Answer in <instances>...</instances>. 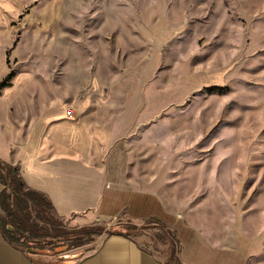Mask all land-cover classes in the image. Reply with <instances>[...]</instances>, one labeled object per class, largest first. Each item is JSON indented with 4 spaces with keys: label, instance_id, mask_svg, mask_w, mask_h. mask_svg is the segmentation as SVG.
Here are the masks:
<instances>
[{
    "label": "rangeland",
    "instance_id": "1",
    "mask_svg": "<svg viewBox=\"0 0 264 264\" xmlns=\"http://www.w3.org/2000/svg\"><path fill=\"white\" fill-rule=\"evenodd\" d=\"M10 71L5 103L48 106L51 96V107L112 133L101 153L132 184L158 181L176 214L213 235L244 233L246 264H264V0H0V76ZM20 216V248L34 244L37 260L88 250L104 228L180 264L161 221Z\"/></svg>",
    "mask_w": 264,
    "mask_h": 264
},
{
    "label": "crops",
    "instance_id": "2",
    "mask_svg": "<svg viewBox=\"0 0 264 264\" xmlns=\"http://www.w3.org/2000/svg\"><path fill=\"white\" fill-rule=\"evenodd\" d=\"M21 96L6 103L0 96V160L16 165L25 186L47 197L57 219L110 226L125 218L137 227L161 221L175 234L180 264L247 263L252 242L244 233L213 235L204 225L187 222L173 211L179 209L176 203L166 204L158 181L136 186L117 169L120 165H112L113 155L101 153V140L107 142L112 133L75 120L73 110L67 117V109L51 107V96L48 106L27 99L15 107L12 99ZM36 256V250L30 256L6 241L0 229V264H162L126 232L97 234L88 250H78L58 263Z\"/></svg>",
    "mask_w": 264,
    "mask_h": 264
},
{
    "label": "trees",
    "instance_id": "3",
    "mask_svg": "<svg viewBox=\"0 0 264 264\" xmlns=\"http://www.w3.org/2000/svg\"><path fill=\"white\" fill-rule=\"evenodd\" d=\"M12 77L13 73L11 71L5 75L0 81V91L4 87L11 86L10 80ZM0 183L3 186L0 190V229L6 241L21 249L19 243L23 242L21 241L23 237L16 229L23 227L21 213L29 208L53 213V207L45 195L25 186L16 165H10L2 160H0ZM57 224L62 226L59 221H57ZM129 227L132 229L138 228L134 225H129ZM95 231L96 234H100L105 229L98 228ZM77 233L78 235L73 243L74 247L81 245V238L86 234V228L78 229ZM34 250H36L34 244L24 249L30 256Z\"/></svg>",
    "mask_w": 264,
    "mask_h": 264
},
{
    "label": "built area",
    "instance_id": "4",
    "mask_svg": "<svg viewBox=\"0 0 264 264\" xmlns=\"http://www.w3.org/2000/svg\"><path fill=\"white\" fill-rule=\"evenodd\" d=\"M65 114H66V116L67 117H71L72 116V109H67L66 111H65Z\"/></svg>",
    "mask_w": 264,
    "mask_h": 264
},
{
    "label": "water",
    "instance_id": "5",
    "mask_svg": "<svg viewBox=\"0 0 264 264\" xmlns=\"http://www.w3.org/2000/svg\"><path fill=\"white\" fill-rule=\"evenodd\" d=\"M32 251V250H31Z\"/></svg>",
    "mask_w": 264,
    "mask_h": 264
}]
</instances>
